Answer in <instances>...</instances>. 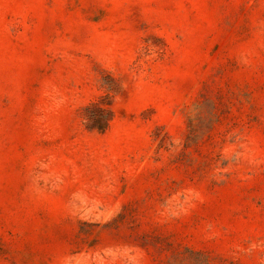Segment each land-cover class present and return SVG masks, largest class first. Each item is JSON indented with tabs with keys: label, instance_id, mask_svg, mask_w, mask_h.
<instances>
[{
	"label": "rangeland",
	"instance_id": "obj_1",
	"mask_svg": "<svg viewBox=\"0 0 264 264\" xmlns=\"http://www.w3.org/2000/svg\"><path fill=\"white\" fill-rule=\"evenodd\" d=\"M0 264H264V0H0Z\"/></svg>",
	"mask_w": 264,
	"mask_h": 264
}]
</instances>
